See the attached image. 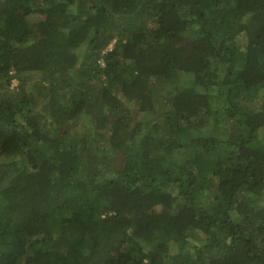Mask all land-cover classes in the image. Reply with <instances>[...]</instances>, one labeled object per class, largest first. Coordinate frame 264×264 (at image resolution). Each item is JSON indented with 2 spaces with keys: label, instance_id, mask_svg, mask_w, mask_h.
<instances>
[{
  "label": "trees",
  "instance_id": "trees-1",
  "mask_svg": "<svg viewBox=\"0 0 264 264\" xmlns=\"http://www.w3.org/2000/svg\"><path fill=\"white\" fill-rule=\"evenodd\" d=\"M0 264H264V0H0Z\"/></svg>",
  "mask_w": 264,
  "mask_h": 264
},
{
  "label": "rangeland",
  "instance_id": "rangeland-1",
  "mask_svg": "<svg viewBox=\"0 0 264 264\" xmlns=\"http://www.w3.org/2000/svg\"><path fill=\"white\" fill-rule=\"evenodd\" d=\"M28 19L30 20V21H34V20H36V18L34 17V16H30V17H28ZM244 39H245V36H244V34H240L239 36H238V42L241 44L243 41H244ZM15 80H13V82H12V85L10 86V89H11V91H13L12 90V87H14V85H15ZM78 128H79V130H81V129H83L82 128V125H78ZM186 135V137H189V135H187V134H185ZM185 135H184V137H185Z\"/></svg>",
  "mask_w": 264,
  "mask_h": 264
},
{
  "label": "clouds",
  "instance_id": "clouds-1",
  "mask_svg": "<svg viewBox=\"0 0 264 264\" xmlns=\"http://www.w3.org/2000/svg\"><path fill=\"white\" fill-rule=\"evenodd\" d=\"M111 45H109V47H110Z\"/></svg>",
  "mask_w": 264,
  "mask_h": 264
}]
</instances>
